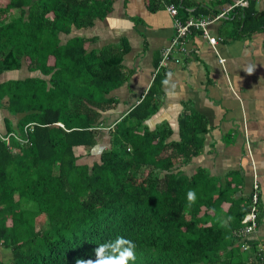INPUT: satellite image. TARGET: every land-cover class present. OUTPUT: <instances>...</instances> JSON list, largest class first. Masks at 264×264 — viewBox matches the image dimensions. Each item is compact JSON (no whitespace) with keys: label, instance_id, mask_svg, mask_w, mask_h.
Masks as SVG:
<instances>
[{"label":"trees","instance_id":"1","mask_svg":"<svg viewBox=\"0 0 264 264\" xmlns=\"http://www.w3.org/2000/svg\"><path fill=\"white\" fill-rule=\"evenodd\" d=\"M171 3L181 15L187 12L184 3ZM112 5L9 0L0 8V72L19 71L25 63L43 77L0 86V101L20 117L16 129L26 140L0 139V247L11 254L0 264H76L95 259L96 247L117 236L137 243L136 264H246L245 244L249 257L260 254L255 242L240 235L250 203L222 228L201 212L217 214L226 192L218 191L215 202L216 185L205 170L192 177L180 171L201 155L206 119L184 112L176 142L168 125L155 131L146 126L159 111L167 68L155 74L129 114L110 122L119 106L111 94L129 79L123 66L128 41L99 50H91L94 38L62 44L61 34L94 27ZM198 13L193 14L204 17ZM237 18L243 33L264 31L255 2ZM7 130L15 132L10 121ZM76 148L87 156L78 157ZM190 190L196 194L191 204ZM41 217L46 221L39 227Z\"/></svg>","mask_w":264,"mask_h":264},{"label":"crops","instance_id":"2","mask_svg":"<svg viewBox=\"0 0 264 264\" xmlns=\"http://www.w3.org/2000/svg\"><path fill=\"white\" fill-rule=\"evenodd\" d=\"M111 1L112 12L106 19L96 21L92 28H74L70 35L61 34L60 40L66 44L75 37L94 38L97 42L91 50L128 41L130 52L125 56L123 66L129 79L111 94L119 106L111 112L110 122H118L152 87L157 63L174 37V25L167 11L172 0ZM178 1L187 9L181 16L188 13L196 17L193 13L199 11L198 14L204 16L202 18H212L242 0ZM8 2L0 0V8ZM252 2H255L256 13L264 14V0H250L248 7ZM244 9L238 8L230 12L226 20L209 26L210 35L220 39L215 48L200 33L189 38L188 52L180 56L181 62L177 64L173 60L169 63L165 79L171 73V82L169 85L163 83L159 111L146 122V126L155 131L168 125L173 131L170 141L176 142L180 141V119L184 112L197 113L206 119L209 131L205 135L203 151L188 165H181L180 171L192 177L199 169L205 170L216 185L215 202L219 198L218 191L226 192L222 204L216 209L217 214L205 208L201 212L213 223L219 219L222 228L234 224L240 213L248 211L254 185H260L259 225L248 241L255 242L261 252L257 258L249 257L250 249L244 253L246 264H258L257 259L264 264V31L241 32L243 27L239 29L240 22L236 17ZM249 66L256 69L252 75L245 72ZM22 71L23 80L42 77L39 72L31 73L24 63L19 71L0 72V86L20 81ZM19 119L0 101V136L7 135L8 121L14 133L19 134L16 129ZM105 136L102 134L100 143H104ZM76 150L88 154L83 148H76L75 153ZM10 257L11 254L0 247V262L9 261Z\"/></svg>","mask_w":264,"mask_h":264},{"label":"built area","instance_id":"3","mask_svg":"<svg viewBox=\"0 0 264 264\" xmlns=\"http://www.w3.org/2000/svg\"><path fill=\"white\" fill-rule=\"evenodd\" d=\"M249 1L250 0L238 1L226 11L215 14L212 18H202V17L197 18L190 14L186 17L181 16L179 13V9L175 5L168 6L167 11L171 16V18L173 19L174 37L169 47L163 51L162 60L155 74H157L161 69L168 68L169 63L173 60H175L177 64L181 62L180 56H184L188 52L187 44L189 38L194 33L202 34L203 38L207 39L209 44L215 48L219 43L220 39H217L210 35L208 31L209 26H211L213 23L226 20L230 12H234L238 8L241 7L247 8ZM220 62L221 64L224 65V60H221ZM58 126L63 128V125L61 124H58ZM25 133H27V129H25ZM12 138L16 139L21 143H26V140L23 139L20 133L19 134L12 133L5 136H0V139L5 141L7 144H10ZM260 193H261L260 185L255 184L253 188V193L251 195V202H250L251 212H249L243 220L244 229L240 233L242 238L247 239L252 234H254L258 229L257 218H258V207L260 205V200H261ZM243 249L245 251L248 250L246 244L243 246Z\"/></svg>","mask_w":264,"mask_h":264},{"label":"clouds","instance_id":"4","mask_svg":"<svg viewBox=\"0 0 264 264\" xmlns=\"http://www.w3.org/2000/svg\"><path fill=\"white\" fill-rule=\"evenodd\" d=\"M256 71L254 66L245 69L248 75H252ZM172 74H168V78L163 81L165 85H169ZM175 88V85H172ZM189 203H193L196 199L194 190H190L187 194ZM137 243L124 236H117L114 240H108L100 243L95 252V259H78L76 264H136L137 261Z\"/></svg>","mask_w":264,"mask_h":264},{"label":"rangeland","instance_id":"5","mask_svg":"<svg viewBox=\"0 0 264 264\" xmlns=\"http://www.w3.org/2000/svg\"><path fill=\"white\" fill-rule=\"evenodd\" d=\"M22 75H23V71L20 73L21 80H23V79H22ZM76 153H77L78 157L87 156L86 153L83 154L84 152H83L82 150H76ZM218 220H219V219H218ZM45 221H46V219L43 218V217H41V218L38 220V225H39V227H41L42 225H44V224H45Z\"/></svg>","mask_w":264,"mask_h":264}]
</instances>
